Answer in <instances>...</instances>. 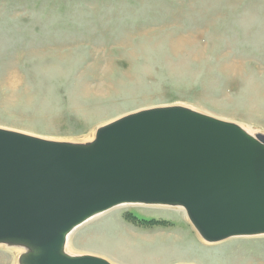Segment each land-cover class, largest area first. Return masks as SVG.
Segmentation results:
<instances>
[{
    "label": "rangeland",
    "instance_id": "374dc122",
    "mask_svg": "<svg viewBox=\"0 0 264 264\" xmlns=\"http://www.w3.org/2000/svg\"><path fill=\"white\" fill-rule=\"evenodd\" d=\"M162 105L264 133V0H0L1 128L79 143ZM67 246L113 264H264V234L209 243L166 205L110 209ZM22 251L0 245V264Z\"/></svg>",
    "mask_w": 264,
    "mask_h": 264
},
{
    "label": "water",
    "instance_id": "95a60500",
    "mask_svg": "<svg viewBox=\"0 0 264 264\" xmlns=\"http://www.w3.org/2000/svg\"><path fill=\"white\" fill-rule=\"evenodd\" d=\"M180 206L203 240L264 234V133L183 105L140 109L87 142L0 127V243L20 264H113L73 255L70 232L124 204Z\"/></svg>",
    "mask_w": 264,
    "mask_h": 264
},
{
    "label": "bare ground",
    "instance_id": "6f19581e",
    "mask_svg": "<svg viewBox=\"0 0 264 264\" xmlns=\"http://www.w3.org/2000/svg\"><path fill=\"white\" fill-rule=\"evenodd\" d=\"M196 110V109H195ZM198 111V110H197ZM220 119V118H219ZM229 121V120H228ZM242 126V125H241ZM246 131H248L249 130V126H247V127H249L248 128V130L244 127V126H242ZM252 131V130H251ZM249 133H251V134H256V133H258V132H250V131H248ZM31 135V134H30ZM96 136V135H95ZM94 136V137H95ZM94 137L92 138V139H94ZM44 138V137H43ZM46 139H49V138H46ZM92 139H90V140H87V141H91ZM50 140H54V139H50ZM57 141H67V140H57ZM87 141H85V142H87ZM68 142H70V141H68ZM75 143H77V142H75ZM124 205H127V204H124ZM166 206H169V205H166ZM118 207V206H117ZM171 207H180V206H171ZM115 208V207H114ZM183 210H184V212H185V214H186V216H187V213H186V210L183 208V207H181ZM113 209V208H112ZM103 214V213H102ZM99 215H101V214H99ZM96 216H98V215H96ZM96 216H94V217H92V218H90L88 221H90V220H92L93 218H95ZM88 221H86L85 223H87ZM190 221V220H189ZM84 223V224H85ZM84 224H82V225H84ZM82 225H80V226H78L77 228H75V229H73L71 232H70V234L68 235V237H67V241H66V244H65V247H66V250H67V252L68 253H70V254H73V255H80V254H75V253H72L71 251H70V249H68V247L69 246H67L68 245V239H69V237H70V235L76 230V229H78L79 227H81ZM215 243V242H214ZM0 245H4V246H7V247H16V248H18V249H20V250H23L22 251V253L21 254H23V253H25L26 251H27V248L26 247H24V246H21V245H7V244H2V243H0ZM70 248V247H69ZM20 254V255H21ZM83 254V253H82ZM84 254H86V253H84ZM20 257V256H19ZM18 264H20V262H19V258H18Z\"/></svg>",
    "mask_w": 264,
    "mask_h": 264
}]
</instances>
